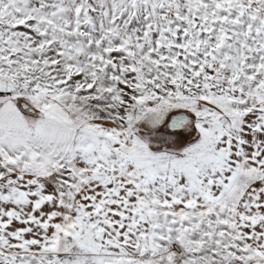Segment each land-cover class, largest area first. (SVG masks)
<instances>
[{"label": "snow or ice", "instance_id": "snow-or-ice-1", "mask_svg": "<svg viewBox=\"0 0 264 264\" xmlns=\"http://www.w3.org/2000/svg\"><path fill=\"white\" fill-rule=\"evenodd\" d=\"M0 264H264V0H0Z\"/></svg>", "mask_w": 264, "mask_h": 264}]
</instances>
